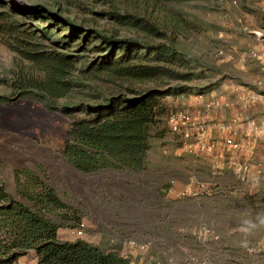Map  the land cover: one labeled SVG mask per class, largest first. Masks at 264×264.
<instances>
[{"label": "rangeland", "instance_id": "374dc122", "mask_svg": "<svg viewBox=\"0 0 264 264\" xmlns=\"http://www.w3.org/2000/svg\"><path fill=\"white\" fill-rule=\"evenodd\" d=\"M8 1L18 7L31 4L57 10L85 27H96L120 38L174 43L192 63L190 71L194 77L183 82H157L93 72V63L108 50H91V38L74 35L65 26L53 24L49 29L51 36L45 37L44 29L51 25L50 20L24 14L28 29L39 30L34 33V39L66 55H78L79 62L77 70L69 75L72 90L51 102L39 90L18 88L22 74H43L0 38V187L19 197L18 187L26 184L27 177H41L65 203L78 211L85 225L81 235L76 232L78 225L60 227L61 239H86L129 257L135 264H167L171 258L177 264H184L189 254H201L209 264H232V254L221 252L220 243L200 247L192 232L202 223L232 231L236 218L249 219L257 233L263 232L264 222L259 220H264V193L248 197L247 211H235L232 206L234 181L222 177L229 171L232 174V149L226 144V139L232 137V121L215 122L208 118L213 130L224 133L219 138L222 148L195 149L188 145L202 139L211 144L216 138L212 135L199 138L195 134L189 138L173 132L168 115L188 110L205 116L203 109L199 112L194 109L199 106L195 102L203 101L202 92L207 90L215 92L208 101L222 103L216 108L220 111L230 107L232 100L217 98L219 87H232V98L237 85L264 89V18L260 0ZM112 7L149 18L166 35L158 38L130 25L115 24L104 14ZM255 30L262 35H257ZM155 87L178 88L169 97H162V107L151 127L144 170L107 167L82 172L62 155L67 130L74 119L84 115L86 105L103 103L117 93L130 95L131 89ZM188 102L193 105L186 107ZM239 113L244 117L248 112ZM217 150L221 151V158ZM257 151V159L264 158L263 150ZM213 171L217 174L213 175ZM193 176L204 182L208 193L197 198H181L179 191ZM139 243L148 246L140 249Z\"/></svg>", "mask_w": 264, "mask_h": 264}, {"label": "trees", "instance_id": "16d2710c", "mask_svg": "<svg viewBox=\"0 0 264 264\" xmlns=\"http://www.w3.org/2000/svg\"><path fill=\"white\" fill-rule=\"evenodd\" d=\"M24 14L50 20L51 25L44 29L45 37L51 36L49 29L53 24L65 26L74 35L91 38V50H108L93 63V72H108L138 81L193 80L192 63L174 43L120 38L96 27H85L57 10L31 4L18 7L0 0V38L43 74H22L18 88L39 90L51 102L72 90L69 75L77 70L79 57L66 55L34 39V33L39 30L28 29ZM104 14L121 27L130 25L158 38L166 35L149 18L137 13L112 7ZM177 88L131 89L130 95L117 93L103 103L86 105L84 115L74 119L67 130L62 155L82 172L107 167L144 170L151 127L162 107V97L166 98ZM26 179V184L18 187L19 197L0 187V264L11 263L29 251L36 253L38 264H135L129 257L86 239H61L60 227L82 223L78 211L65 203L41 177ZM170 186L171 183L166 188Z\"/></svg>", "mask_w": 264, "mask_h": 264}, {"label": "built area", "instance_id": "2783aa9c", "mask_svg": "<svg viewBox=\"0 0 264 264\" xmlns=\"http://www.w3.org/2000/svg\"><path fill=\"white\" fill-rule=\"evenodd\" d=\"M260 2L264 4V0H260ZM255 33L257 35H262V32L258 30H255ZM234 94L232 98V109H237L238 112L246 111L248 112V116L244 118L238 113V118L232 121V137L226 139V144L232 149V175L234 177L232 190L235 192L244 191L250 193L253 187H257L261 183H264V158L257 159L258 148L260 149L264 146V89L245 88L237 85ZM167 97H169V95ZM225 104L228 106L229 103L226 102ZM204 105L205 116L192 114L188 110L171 112L168 115L170 130L176 133H183L189 138L194 134L199 136V138L205 137V133L210 127L207 116L210 112L222 106V103L211 100ZM197 143L200 144V148H202L205 142L204 139H202V141L199 140ZM204 146L208 150H211L215 144L209 143ZM217 171H213L212 174H217ZM171 182H173V180ZM205 193L208 192L205 189L204 182L199 177L193 176L190 177L188 184L184 186L178 194L181 198H197ZM246 226H243L244 228L241 229L244 233H248L252 228ZM84 227L85 225L83 222L77 227L76 232L78 235L83 234ZM192 236L196 239L197 243L201 245L200 247H205L209 243H219L221 240L220 232L204 223L200 224L199 228L192 232ZM147 246L148 244L146 243H139L137 245L140 249H146ZM263 248L264 238H260L247 247L246 252L253 257ZM202 257L201 254H189L184 264H209L208 260ZM236 259L237 261L241 260L239 258ZM167 264L177 263L171 258L168 260ZM249 264L257 263L249 262Z\"/></svg>", "mask_w": 264, "mask_h": 264}, {"label": "crops", "instance_id": "0c3cea01", "mask_svg": "<svg viewBox=\"0 0 264 264\" xmlns=\"http://www.w3.org/2000/svg\"><path fill=\"white\" fill-rule=\"evenodd\" d=\"M261 5V4H260ZM262 8V15L264 18V4L262 3L261 5ZM264 21V20H263ZM220 93L217 94V98H228L230 100H232V87L230 89H223V87H219ZM203 95V101H196L195 104H199V106H197V108L194 109V112H199L202 109L205 112V107L203 106L205 103L209 102L208 100L211 98V96H215L213 94H215V92H210V90L204 91L202 92ZM206 101V102H205ZM193 104L188 102L186 103V107H191ZM212 112L213 115L211 113L208 114V118H210V120H213L215 122H223V121H228L231 122L233 121L235 118H238V111L237 109H232V104L231 106L227 107L225 110H213ZM211 114V115H210ZM241 114V113H239ZM248 116V113H246V115H244V118H246ZM210 131V132H209ZM222 134L224 135L223 131H219L218 129L214 128V130L209 127L208 130L205 133V136H214L216 138V141H214L213 143L215 144V147L218 149L219 147L222 148V141L219 140V138L222 136ZM204 145L205 144H209L208 140H204ZM203 145L202 149L205 148V146ZM194 146L195 149H199L200 148V144L195 143L188 145V147H192ZM260 150H263L262 152H264V146L260 148ZM219 152H216L218 157H222V153L220 150H217ZM232 154V153H231ZM226 177L227 178H232V182L234 181V177L231 174V172L229 171L227 174L223 175L222 177ZM264 193V183H261L260 185H258L257 187H253V189H251L250 193L248 192H244V191H237L234 192L235 196H232V206L235 207V211L239 210V209H243L244 211H247L250 207H248L250 205L249 203V196H252L255 193ZM232 194V191H231ZM244 194V196H243ZM235 221L232 222V231L228 230L227 231H222L220 229L215 228L218 232H221V240H220V250L221 252H223L224 254H232V264H249V262H255L257 264H264V248L259 251L258 253H256L253 257L248 255V253L246 252V248L249 247L250 245H252L256 240L260 239V238H264V231L261 233H257L254 229V225L251 223V221L249 219H244V220H239V219H234ZM264 222V220H259V223ZM250 226L251 230L248 233H244L241 229L244 228L243 226ZM246 226V227H247ZM254 226V227H253ZM223 232V233H222ZM59 234V233H58ZM236 258L241 259L240 261H237ZM253 258V259H252ZM236 259V260H235ZM8 264H38V258L37 255L34 251H29L27 254L21 255L18 258H16L14 261H12L11 263Z\"/></svg>", "mask_w": 264, "mask_h": 264}, {"label": "water", "instance_id": "95a60500", "mask_svg": "<svg viewBox=\"0 0 264 264\" xmlns=\"http://www.w3.org/2000/svg\"><path fill=\"white\" fill-rule=\"evenodd\" d=\"M28 103L30 102V101H27ZM0 105H1V103H0Z\"/></svg>", "mask_w": 264, "mask_h": 264}]
</instances>
